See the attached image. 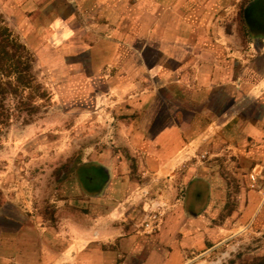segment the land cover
<instances>
[{"label":"crops","instance_id":"1","mask_svg":"<svg viewBox=\"0 0 264 264\" xmlns=\"http://www.w3.org/2000/svg\"><path fill=\"white\" fill-rule=\"evenodd\" d=\"M0 6L15 16L12 26L33 35L36 52L49 47L63 67L74 60L70 73L86 79L92 100H105L131 123L120 134L138 141L132 154L143 157L137 170L146 177L138 186L115 185L122 187L115 197L90 196L86 206L104 207L82 224L68 217L44 227L0 215V264H188L243 230L261 199L235 180L234 164L249 162V176L264 169V0L243 8L247 52L238 61L230 60L227 38L194 36L192 26L167 19L154 0ZM255 41L260 47L252 56ZM82 56L88 69L80 67ZM148 211L161 214L152 234L139 229Z\"/></svg>","mask_w":264,"mask_h":264},{"label":"rangeland","instance_id":"2","mask_svg":"<svg viewBox=\"0 0 264 264\" xmlns=\"http://www.w3.org/2000/svg\"><path fill=\"white\" fill-rule=\"evenodd\" d=\"M250 1L154 0L156 7L166 9L167 19L192 26L194 36L204 41L219 38L225 42L227 38L230 52L235 55L230 56L231 61L240 60L237 54L241 57L247 52L248 39L242 27V16L243 8ZM0 16L35 56L37 80L48 96L39 103L40 112L34 122L22 125L20 120H15L2 137L0 215H19L32 225L44 227H56L68 217L75 224H82L84 217L97 216L104 207V203L100 205L98 202L86 206L90 196L107 194L115 197V191L122 189L115 185L130 187L134 183L138 186L146 179L144 173L137 170L143 157L132 154L131 148L138 141L120 134V127L127 131L131 123H125L124 116L102 104L105 100L101 103L92 100L90 92L83 88L86 79L70 73L74 60L64 61L63 67L52 59L49 47L46 52H36L34 49L40 45L35 43L33 35L11 25L18 24L15 16L10 15L14 19L10 18L3 13L1 6ZM27 40L32 42L28 44ZM86 45L90 47L92 44ZM259 47V41L251 43L252 56ZM79 60L83 63L80 67L89 68L85 56ZM149 62L159 61L155 58ZM208 159L207 154L199 157L201 163ZM234 165L235 180L239 178L250 191H256L250 187L249 162L241 167L237 163ZM109 187L110 192H106ZM143 195L147 196V193L143 192ZM110 202L113 200H107ZM256 207L239 234L212 252L198 255L188 264H239L263 255L264 201L259 200ZM149 213L144 215L139 229L142 230Z\"/></svg>","mask_w":264,"mask_h":264},{"label":"trees","instance_id":"3","mask_svg":"<svg viewBox=\"0 0 264 264\" xmlns=\"http://www.w3.org/2000/svg\"><path fill=\"white\" fill-rule=\"evenodd\" d=\"M35 67V56L0 16V146L13 121L31 124L40 112L39 103L48 98ZM239 264H264V253Z\"/></svg>","mask_w":264,"mask_h":264},{"label":"built area","instance_id":"4","mask_svg":"<svg viewBox=\"0 0 264 264\" xmlns=\"http://www.w3.org/2000/svg\"><path fill=\"white\" fill-rule=\"evenodd\" d=\"M259 181H261L260 186H258ZM249 182H250L251 189L258 191L261 199L264 201V169L261 175L257 173L251 174L249 176ZM160 219H161L160 213L156 211L150 212L142 224V230L146 234L154 233L159 226Z\"/></svg>","mask_w":264,"mask_h":264}]
</instances>
